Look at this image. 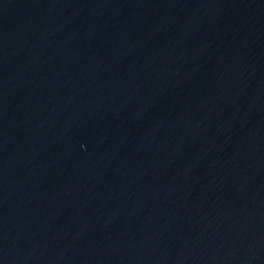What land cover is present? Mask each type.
I'll list each match as a JSON object with an SVG mask.
<instances>
[{
  "label": "water",
  "instance_id": "1",
  "mask_svg": "<svg viewBox=\"0 0 264 264\" xmlns=\"http://www.w3.org/2000/svg\"><path fill=\"white\" fill-rule=\"evenodd\" d=\"M0 264H264V0H0Z\"/></svg>",
  "mask_w": 264,
  "mask_h": 264
}]
</instances>
